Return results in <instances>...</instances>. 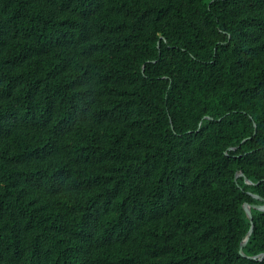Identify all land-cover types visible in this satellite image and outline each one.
<instances>
[{"label":"trees","instance_id":"16d2710c","mask_svg":"<svg viewBox=\"0 0 264 264\" xmlns=\"http://www.w3.org/2000/svg\"><path fill=\"white\" fill-rule=\"evenodd\" d=\"M252 194L264 0H0V264H264Z\"/></svg>","mask_w":264,"mask_h":264},{"label":"water","instance_id":"95a60500","mask_svg":"<svg viewBox=\"0 0 264 264\" xmlns=\"http://www.w3.org/2000/svg\"><path fill=\"white\" fill-rule=\"evenodd\" d=\"M241 176H243V177L245 178V181H246L248 184H252V182H251L248 178H246V177L244 176V173H242V172H239V173L236 174V176H235V180L237 181L238 178L241 177ZM252 196H253L254 198H256V199L262 201L263 204H262V205H256V204L245 203L244 206H243V208H244V210H245V212H246L247 217H248V218L250 219V221H251V227H250V230H249V232H248V234H247L245 240H244V241L241 243V245H240V251H239V252H240V254H241L242 256H244V257H247L246 254L244 253V247L246 246L247 242L249 241V239H250V237L252 236L253 231H254V223H253V213H252V209H256V210H259V211H264V199H263L261 196L256 195V194H252ZM250 258H252V259H259V260L262 261V260H264V253H261V254H259V255H257V256H253V257H250Z\"/></svg>","mask_w":264,"mask_h":264}]
</instances>
